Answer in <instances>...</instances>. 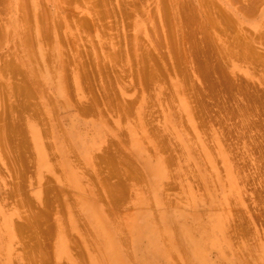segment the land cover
Masks as SVG:
<instances>
[{"label":"rangeland","instance_id":"rangeland-1","mask_svg":"<svg viewBox=\"0 0 264 264\" xmlns=\"http://www.w3.org/2000/svg\"><path fill=\"white\" fill-rule=\"evenodd\" d=\"M181 2L191 8H185L192 15L188 24ZM0 3V114H10L13 123L21 112L25 144L20 150L11 140L5 152L0 145V264H95L101 237L84 210L88 204L118 226L117 242L129 263L144 264L132 256L130 221L138 217L142 225L148 215L159 229V217L167 214L184 216L189 225L195 218L207 227L218 221L216 241L204 250L205 259H187L181 245L172 246L168 258L146 250L156 264H264V0ZM208 79L232 88L212 89ZM199 87L201 106L193 94ZM77 106L93 110L83 115ZM100 124L110 134L101 135L93 156L105 153L100 158L106 164L82 151ZM32 126L41 134L44 167ZM42 129L56 136L62 150L70 146L68 152L52 146L55 140ZM147 158L163 162L154 191L142 165ZM15 186L14 200L5 198ZM29 214L40 215L38 233L10 238L5 220L23 223ZM57 224L65 232L66 255L57 247ZM137 244L144 245V238Z\"/></svg>","mask_w":264,"mask_h":264},{"label":"bare ground","instance_id":"bare-ground-1","mask_svg":"<svg viewBox=\"0 0 264 264\" xmlns=\"http://www.w3.org/2000/svg\"><path fill=\"white\" fill-rule=\"evenodd\" d=\"M2 1V0H1ZM21 2V1H20ZM1 4V3H0ZM21 4V3H20ZM244 4V3H243ZM254 4V3H253ZM252 4V5H253ZM249 5V4H248ZM241 6H242V4H241ZM251 6V5H250ZM21 7H22V5H21ZM20 7V10L21 9H23V8H21ZM180 12L182 11V13L181 14H184V13H186L185 14V16L183 15L182 16V18L184 19L185 18V22L187 23V21L188 20H190V18L192 17V15H191V13L189 14V12L187 11V9H189V10H191V8L190 7H188L187 5H185L183 2H181L180 3ZM185 8H187L186 9V11H185ZM248 9V8H247ZM251 9V8H250ZM184 11V12H183ZM253 12V11H252ZM24 13V12H23ZM246 13V12H245ZM251 15V14H250ZM21 16H22V10H21ZM194 17V16H193ZM224 18V17H223ZM226 18V17H225ZM182 19V20H183ZM229 20V19H228ZM223 21H225V20H223ZM188 24V23H187ZM190 24V23H189ZM44 25V22H42V26ZM59 26V25H58ZM57 26V27H58ZM189 26V25H188ZM186 27V26H185ZM38 29H40L41 28V25H40V28L39 27H37ZM43 28H45V26L44 27H42L40 30H42L43 32H44V30H43ZM192 30V29H191ZM235 31V30H234ZM246 31V30H245ZM188 33H190V32H188ZM189 36V35H188ZM193 37V36H192ZM250 37V36H249ZM204 41V40H203ZM252 41V40H251ZM185 42V41H184ZM255 42V41H254ZM172 43V42H171ZM189 43V42H188ZM207 43V42H206ZM207 45H210V44H207ZM186 46V45H185ZM231 46V45H230ZM237 46V45H236ZM44 47V46H43ZM189 47V46H188ZM213 47V46H212ZM253 47V46H252ZM211 48V47H210ZM44 49V48H43ZM208 49V48H207ZM206 49V50H207ZM45 50V49H44ZM231 50V49H230ZM240 50V49H239ZM253 50V49H252ZM119 51V50H118ZM175 51V50H174ZM180 51V50H179ZM204 51V50H203ZM234 50H232V52H233ZM173 52V51H172ZM182 52V51H181ZM231 52V51H230ZM159 53H162V52H159ZM195 53V52H194ZM197 53V52H196ZM243 53V52H242ZM114 54V53H113ZM117 54H119V52L117 53ZM116 54V55H117ZM121 54V53H120ZM163 54V53H162ZM182 55H183V52L181 53ZM115 55V54H114ZM113 55V56H114ZM193 55V54H192ZM184 56V55H183ZM197 56V55H196ZM208 56V55H207ZM161 57H163L162 55H161ZM182 57V56H181ZM257 57V56H256ZM255 57V58H256ZM189 58V57H188ZM210 58V57H209ZM216 58V57H215ZM260 58V57H259ZM262 58H264V57H262ZM202 59H204V58H202ZM254 59V58H253ZM181 60V59H180ZM184 60V59H183ZM208 60V59H207ZM197 61V60H196ZM209 61V60H208ZM255 61V60H254ZM253 61V62H254ZM184 62V61H183ZM252 62V61H251ZM256 62V61H255ZM258 62V61H257ZM264 62V61H263ZM174 63V62H173ZM185 63V62H184ZM201 64H203V63H201ZM208 65V64H207ZM213 65V64H212ZM211 65V66H212ZM203 66V65H202ZM201 66V67H202ZM189 67V66H188ZM205 67V66H204ZM179 68V67H178ZM199 68H200V66H199ZM181 69V68H180ZM197 69H198V67H197ZM208 69V68H207ZM213 69V68H212ZM219 69V68H218ZM195 70H196V68H195ZM200 70V69H199ZM44 71V70H43ZM52 71V70H51ZM178 71V70H177ZM200 71H202V70H200ZM209 71V70H208ZM182 72V71H181ZM203 72H205V74H207L208 72L205 70V68H204V71ZM218 72V71H217ZM200 73V72H199ZM216 73V72H215ZM197 74V73H196ZM190 75V74H189ZM189 75H187V76H189ZM222 75V74H221ZM150 76V75H149ZM152 76V75H151ZM150 76V77H151ZM202 76V75H201ZM215 76V75H214ZM204 77V76H203ZM218 78V77H217ZM201 79V78H200ZM208 80H210V79H208ZM214 80V79H213ZM212 80V81H213ZM211 81V80H210ZM212 81L211 82H209L210 84H209V86H211V88L213 89L215 86H216V84H214V83H212ZM226 81V80H225ZM224 81V82H225ZM192 82V81H191ZM194 82V81H193ZM203 82V81H202ZM188 83H190V82H188ZM222 83V82H221ZM221 83H218L219 85L221 84ZM215 86H214V85ZM217 84V85H218ZM195 85V84H194ZM197 85V84H196ZM206 85V84H205ZM222 85L223 86H225V84H223L222 83ZM226 85H228V83L226 84ZM238 85V84H237ZM199 86V85H198ZM204 86V85H203ZM213 86V87H212ZM221 86V85H220ZM223 86H221L220 87V89L221 88H224ZM229 86V85H228ZM228 86L226 87V89L225 90H227L228 89ZM240 86V85H239ZM189 87H191V86H189ZM192 87H193V85H192ZM206 87V86H205ZM15 88V87H14ZM197 88V87H196ZM216 88V87H215ZM229 88H230V86H229ZM232 88V87H231ZM230 88V89H231ZM235 88V87H234ZM17 88H15V89H13L14 91L16 90ZM191 89V88H190ZM204 89V88H203ZM208 89H209V87H208ZM59 90V89H58ZM21 91V90H20ZM211 91H213V90H211ZM232 91V90H231ZM59 92H60V90H59ZM203 92V91H202ZM201 92V90H200V87L198 88V89H196V90H194V98H197V100H198V103L200 104L199 106H201L202 105V103H200V101L202 102L204 99H203V93ZM207 92V91H206ZM216 92V91H215ZM23 93V92H22ZM217 93V92H216ZM216 93H215V96H216ZM13 94V93H12ZM16 94V93H15ZM18 94V93H17ZM20 94V93H19ZM18 94V95H19ZM220 94V93H219ZM26 94H24V96H25ZM13 96V95H12ZM27 96V95H26ZM212 96V95H211ZM228 96V95H227ZM244 96V95H243ZM22 97V96H21ZM28 97V96H27ZM244 97H246V95L244 96ZM210 98H212V97H210ZM215 98V97H214ZM21 99H23V97L21 98ZM203 99V100H202ZM255 99H257V98H255ZM259 99V98H258ZM14 100H15V98H14ZM13 100V101H14ZM19 100V99H18ZM197 100L196 99H194V102L196 101V103H197ZM206 100V99H205ZM217 100V99H216ZM237 100V99H236ZM9 101V100H8ZM13 101H12V103H13ZM21 101V100H20ZM213 101V100H212ZM226 101V100H225ZM239 101V100H238ZM246 101V100H245ZM248 101V100H247ZM255 101V100H254ZM260 101V100H259ZM16 102V101H15ZM25 102V101H24ZM24 102H22V103H24ZM28 102V101H27ZM246 103V102H245ZM9 104V103H8ZM8 104H6V105H8ZM17 104H18V102H17ZM18 105H22V104H18ZM23 105H27L26 103L25 104H23ZM240 105H242V103H240ZM247 105V104H246ZM11 107H13L12 105H10ZM17 106V105H16ZM28 106V105H27ZM205 106V105H204ZM222 106V105H221ZM244 106V105H243ZM249 106V105H248ZM18 107V106H17ZM22 106H19V109H20V111H21V109L23 108H21ZM203 107V106H202ZM201 107V108H202ZM219 107V106H218ZM238 107V106H237ZM247 107V106H246ZM260 107V106H259ZM6 108H7V106H6ZM14 108V107H13ZM201 108H200V110H201ZM236 108V107H235ZM9 109V108H8ZM15 109V110H14ZM13 110L14 111H16V108H14ZM24 109H28V108H25V106H24V108H23V110ZM77 109H78V111H80V113L81 114H83V115H87L91 110H93L91 107H85V106H77ZM242 109V108H241ZM244 109V108H243ZM30 110V109H29ZM199 110V109H198ZM234 110V109H233ZM251 110V109H250ZM122 111V110H121ZM238 111H239V109H238ZM23 112H26V110L25 111H23ZM236 112V111H235ZM263 112V111H262ZM238 113V112H237ZM240 113V112H239ZM9 114V113H8ZM12 114H13V112H12ZM35 114V113H34ZM241 114V113H240ZM242 114H244V113H242ZM10 115V114H9ZM9 115H7L6 114V112H1V114H0V145H1V147H2V149L4 150V149H7V147H8V143H10V142H12V141H15V143H17V145H19L18 147H19V149H20V147H23V144H24V142H22V141H24V139H21V137L23 138V136H24V133H21V117H24V116H21V112L20 113H17L15 116H14V119L16 120V121H14L13 123H11V122H8V116ZM249 116V115H248ZM38 117H40V116H38V115H36V119L38 118ZM10 118H11V115H10ZM249 118V117H248ZM247 118V119H248ZM23 119H25V118H23ZM39 119V118H38ZM232 119V118H231ZM221 120V119H220ZM38 121H41L40 119L38 120ZM260 122V121H259ZM23 123V122H22ZM45 124V123H44ZM100 127L97 129L98 130V133H97V135L95 136V141L94 142H91V143H88V144H85V146H82L81 144L82 143H80V145L82 146V151H84L83 153H85V154H91L90 156H91V160H95L96 162L98 161V164H100V163H104V164H106L105 163V160L106 159H104V158H100V156H98V158L100 159V160H102L101 162L99 161V159H96L97 157L96 156H93V152L95 153L96 152V150L101 146V144H100V141H101V135L103 136V135H105L107 132H109L106 128H105V125H99ZM71 127V126H70ZM77 127V126H76ZM75 128V126L73 125L71 128H69V131L70 132H68V134H69V136H72L73 135V133H71V130H73ZM93 128V127H92ZM47 129V128H46ZM46 129L45 130H43V132H45V133H48L49 135H51L49 132H47L46 131ZM50 129V128H49ZM49 129H47V130H49ZM71 129V130H70ZM96 130V129H95ZM31 131H32V136H33V139H34V141H35V146H36V148H37V150H38V154H39V166L41 167V166H43L44 167V165H45V163H44V161L46 162V160H45V153H44V150L42 149V143H41V141L42 140H40V132L38 131L37 132V130L34 128V126H32V129H31ZM41 131V130H40ZM93 131V130H92ZM42 132V133H43ZM97 132V131H96ZM102 133V134H101ZM23 134V136H21ZM40 134V135H39ZM108 134H110V132L109 133H107V135ZM150 134V133H149ZM20 135V136H19ZM48 135V136H49ZM82 135V134H81ZM106 135V136H107ZM43 136V135H42ZM47 136V135H46ZM83 137H84V135H82ZM153 136V135H152ZM155 136V135H154ZM20 137V138H19ZM51 137L55 140V145H52V144H50V146L52 145V146H57L56 148H57V150H59L60 149V147H61V150H62V146H61V144H60V142L57 140V138H56V136H52L51 135ZM147 137V136H146ZM19 138V139H18ZM75 138V137H74ZM155 138H157V137H155ZM154 138V139H155ZM68 139V138H67ZM107 139V138H106ZM133 139V138H132ZM12 140V141H11ZM46 140V139H45ZM17 141V142H16ZM64 142H65V139L63 140ZM132 141H136V140H132ZM138 141V140H137ZM68 142V140L66 141V143ZM133 142V144L135 145L136 143H134ZM23 143V144H22ZM70 143V142H69ZM14 144V143H13ZM65 144V143H64ZM68 144V143H67ZM25 145V144H24ZM71 145V144H70ZM133 145V146H134ZM139 145V144H138ZM14 146V145H13ZM51 146V147H52ZM67 146H69V145H66V147ZM136 146V145H135ZM9 147H11V145H9ZM25 147V146H24ZM48 147H49V144H48ZM70 147V146H69ZM69 147H67L66 149H63V150H67L66 152H68V148ZM16 148V147H15ZM71 148H72V145H71ZM23 149V148H22ZM103 150H105V151H107L108 152V156L110 157V158H113L114 157V155L115 154H111V152L110 151H108L109 150V148H107V150H106V148L105 147H103L102 148ZM101 149V150H102ZM132 149V148H131ZM135 149V148H134ZM133 149V150H134ZM21 150V149H20ZM62 150V151H63ZM103 150H102V152H103ZM6 150H4V152H5ZM7 151H8V149H7ZM13 151V150H12ZM15 151V150H14ZM64 151V152H65ZM132 151V150H131ZM136 151V150H135ZM17 152L19 153V151L17 150ZM70 152V151H69ZM73 152V151H72ZM61 153V152H60ZM111 155H110V154ZM113 153H115V152H113ZM132 153H134V154H132V155H136L137 154V152H133L132 151ZM105 154V153H104ZM103 153H102V156L101 157H103V155H104ZM75 155V154H74ZM121 155V154H120ZM16 156H18V155H16ZM76 156V155H75ZM106 157H108L107 155H105ZM123 156V155H122ZM120 158L121 156H118V154H117V156H115V158ZM93 158H95V159H93ZM167 158V157H166ZM137 159V158H136ZM117 160V159H116ZM142 160V159H141ZM144 161H143V163H142V165H143V168H144V170L148 173V175L150 176V178H152L151 179V181H150V186H151V190L152 191H154V189H156L157 188V185H158V182L160 181V179L162 178V176L164 175V171H163V162L161 161V160H156L155 162H151V160H149L148 158L147 159H143ZM162 160H164V159H162ZM170 160H171V158H170ZM63 161V160H62ZM113 161V160H112ZM109 162V160L107 159V165H109V163H110V167H111V165L113 164V162ZM167 161V160H166ZM165 161V162H166ZM100 162V163H99ZM120 163L121 161L120 160H117V163ZM172 162V161H171ZM170 163V162H169ZM68 164L70 165L71 163H69L68 162ZM124 164H126V162L124 163ZM63 165H66L65 164V162H64V164ZM127 165V164H126ZM57 166V165H56ZM55 166V167H56ZM106 166V165H105ZM107 167V166H106ZM127 167V166H126ZM130 167V166H129ZM128 167V169H131V170H133V168L134 167H130L129 168ZM58 168V167H57ZM113 169V168H112ZM115 170V169H114ZM124 170V169H123ZM130 170V171H131ZM127 172L129 171V170H126ZM142 172V171H141ZM62 173V172H61ZM115 173V172H114ZM129 173V172H128ZM132 173V172H131ZM130 173V174H131ZM117 174H119V172H117L116 171V176H119V175H117ZM123 174V173H122ZM137 174H139V173H137ZM137 174H135L134 176H136ZM142 174H143V172H142ZM114 175V174H113ZM114 175V176H115ZM125 175V174H124ZM73 176V178H74V175H72ZM130 176V179L132 180V178H134V177H132L131 178V175H129ZM125 177H127L126 175H125ZM137 177V176H136ZM138 177L140 178V175H138ZM144 178H146V177H143V179ZM128 179H129V177H128ZM135 179V178H134ZM140 179H142V177L140 178ZM65 180V179H64ZM144 181V180H143ZM144 182H146V181H144ZM116 184H118V183H116ZM145 184V183H144ZM45 185H48L47 183L45 184ZM118 185H120V184H118ZM117 185V186H118ZM145 186V185H144ZM119 187V186H118ZM118 187H116V188H118ZM126 187V186H125ZM17 187L15 186V187H13V190L11 189V191L10 192H8V196L6 197L5 196V198H8V197H10V198H12V196H16L17 195V193H16V189ZM44 188V187H43ZM112 188V187H111ZM45 190H47L46 188H44ZM119 189V188H118ZM118 189H117V191H118ZM135 189V188H134ZM45 190H43V192L45 191ZM122 190H124L123 188H122ZM109 191H111V190H109ZM6 193V192H5ZM117 193H119V192H117ZM6 195H7V193H6ZM108 195H110V194H108ZM112 195V194H111ZM113 196V195H112ZM38 198V197H37ZM4 199V198H3ZM13 199V198H12ZM38 199H42V197L40 198H38ZM111 199V198H110ZM113 199V198H112ZM111 199V200H112ZM11 200V199H10ZM14 200V199H13ZM12 200V201H13ZM19 200V199H18ZM18 200H16L17 202H18ZM23 200V199H22ZM24 201H25V199H24ZM24 201H23V203H24ZM9 202V201H8ZM16 202V203H17ZM19 202H21V201H19ZM18 202V203H19ZM111 202V201H110ZM17 203V204H18ZM117 203H119V202H117ZM122 203V202H121ZM15 204V203H14ZM13 204V205H14ZM16 204V205H17ZM115 204V203H114ZM113 204V205H114ZM24 205H25V203H24ZM23 205V206H24ZM120 205H122V204H120ZM17 206H19V209H20V206H22V205H20V204H18ZM116 207V206H115ZM114 207V208H115ZM119 207H121V206H119ZM110 209V208H109ZM84 210H85V212L87 213V215L90 217H92V218H94L95 220H96V223H95V229H96V231L99 233V235H100V237H101V247H102V251H101V254H100V256H97V259H98V261H96V262H94L95 264H97L98 262H102V263H98V264H133V263H129L128 261H127V257L125 256V254L123 253V251H122V249H121V247H120V245H119V243L117 242V238H116V230L117 229H119L118 228V226H117V223H115L116 224V226L117 227H115V226H113V225H111V224H108V223H106L103 219H102V216L98 213L99 212V209H98V207H96L95 205H93V206H89V204L88 205H84ZM114 210V209H113ZM33 214V213H32ZM116 214V213H115ZM30 215V217H29V219H31V220H29V219H26V220H28L27 222H26V220L25 221H23V223L21 222H17V223H15V220L14 219H12L11 220V218L12 217H10V219L8 220V219H6L5 220V222H4V224H5V230L7 231V234H8V236H10V238H16L18 235H20V237H23V238H26V236H24L27 232L28 233H30V234H32V236L34 235V233H36L37 231H39L40 229V227L39 228H37V229H39V230H37L36 232H34V229L36 228V226L34 225V224H38L39 223V221L40 220H38L39 219V217H40V215L39 214H36V215H38V216H35V215H32L31 216V214H29ZM29 215H27V216H29ZM110 215V214H109ZM111 215H113L112 213H111ZM115 216V215H114ZM25 217V216H24ZM121 217V216H120ZM119 217V218H120ZM38 218V219H37ZM116 218V217H115ZM137 218L138 217H135V218H133L131 221H130V224H129V228H130V231L131 232H133V234H134V237H133V240H132V243H133V246H132V252H133V259L134 258H136V259H141V261L143 260L144 261V264H156V260H154V259H151V257L150 256H148L149 254H148V251H151L152 253H154L155 255H159V256H162L161 258H168V255H169V253L172 251V249H174L175 247H172V246H174V245H176V247H177V245H181V247L185 250V254H186V256H187V259H205V256H204V250H206L208 247H210V245H214V242L216 241V236L214 235V230L215 229H217L218 228V221H215L210 227H207V225H205V224H203V223H201V222H199L198 221V219L197 218H195V219H193V221H191V223H190V225L189 224H187L188 222H187V220L184 218V216H174V215H167V214H163V215H161L160 217H159V225L161 226L159 229H157V228H155L154 227V225H153V221L151 220V218L148 216V215H142V219L144 220V223L142 224V225H140V224H138L137 223ZM32 219H34V220H32ZM82 219V218H81ZM8 220V221H7ZM14 220V221H13ZM115 220H118V219H115ZM37 221H38V223H37ZM119 221V220H118ZM25 222V223H24ZM31 222V223H30ZM84 222H86L85 220H84ZM193 222V223H192ZM63 225V224H62ZM72 225V224H71ZM70 225V228L72 229L73 227ZM119 225V224H118ZM38 226V225H37ZM121 226V222H120V225H119V227ZM123 226V225H122ZM56 227H58L57 228V230H58V245H57V247H58V249H59V253L61 252V251H63L64 253L63 254H65L66 255V246H67V244H66V241H65V232L63 231V229L60 227V226H58V224H57V226ZM69 227V226H68ZM90 228V227H89ZM88 228V229H89ZM122 228V227H121ZM83 229V228H82ZM90 230V229H89ZM65 231H67V229L65 230ZM46 232V231H45ZM85 232V231H84ZM144 232H146L145 234H144ZM17 233V234H16ZM38 233V232H37ZM47 234H46V237L47 236H50V234L48 233V232H46ZM92 233H93V231H92ZM42 234V233H41ZM41 234H39V235H41ZM49 234V235H48ZM68 234V233H67ZM94 234V233H93ZM92 234V235H93ZM17 235V236H16ZM36 235H38V234H36ZM38 235V236H39ZM52 235V234H51ZM38 236L37 237H35V240L36 241H38L39 239H38ZM55 236V235H54ZM93 237H94V235H93ZM17 238H19V236L17 237ZM17 238H16V240H17ZM85 238H86V235H85ZM84 238V239H85ZM96 238V237H95ZM144 238V245H142V246H138V241H140V240H142ZM20 239V238H19ZM124 239V238H123ZM127 239V238H126ZM146 239V240H145ZM162 239H166V240H168L170 243H171V246H170V248L169 247H163L162 246V244H161V241H163ZM171 239H174L176 242H171ZM25 241H26V239H25ZM97 241V240H96ZM19 242H20V240H19ZM87 242V241H86ZM89 242V241H88ZM5 243V242H4ZM40 243V242H39ZM90 243V242H89ZM92 243V242H91ZM99 244V243H98ZM126 245H127V243H125ZM5 246V245H4ZM94 246V245H93ZM92 246V247H93ZM125 246V245H124ZM168 246H169V243H168ZM126 247V246H125ZM39 248H41V246L39 247ZM23 250H24V248H23ZM91 250V249H90ZM146 250H148V251H146ZM37 251H39L38 250V247H37ZM146 251V252H145ZM29 252V251H28ZM53 252H54V250H53ZM66 252V253H65ZM94 252V251H93ZM96 253H97V251H95ZM94 252V253H95ZM142 252H144V253H142ZM36 254V253H35ZM54 254V253H53ZM138 254V255H137ZM26 255V254H25ZM62 255V254H61ZM94 256H95V254H93ZM97 255H98V253H97ZM54 256V255H53ZM35 257V256H34ZM38 257V256H37ZM36 257V258H37ZM39 258V257H38ZM7 259H10V257H8ZM47 259V258H46ZM131 259H132V257H131ZM13 261V260H12ZM15 262V261H14ZM26 264V263H25ZM37 264V263H36ZM143 264V263H142Z\"/></svg>","mask_w":264,"mask_h":264}]
</instances>
